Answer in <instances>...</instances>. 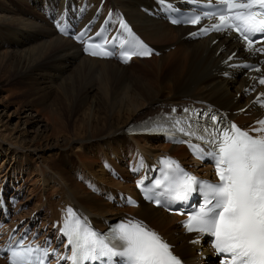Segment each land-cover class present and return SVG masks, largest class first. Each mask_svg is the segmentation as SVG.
<instances>
[{
  "label": "bare ground",
  "instance_id": "6f19581e",
  "mask_svg": "<svg viewBox=\"0 0 264 264\" xmlns=\"http://www.w3.org/2000/svg\"><path fill=\"white\" fill-rule=\"evenodd\" d=\"M65 1L69 0H0V87L15 83L19 87L15 93L27 107V110L18 109L10 115L18 120L16 130L8 132L0 121V164L7 167L3 177L9 178L18 170L26 174L29 168L44 186L52 183L61 187L62 196H65L63 209L75 205L101 226L104 219L119 210H114L95 194L101 189L129 190L130 186L124 187L106 172H99L95 169L96 162H88V157L84 161L86 154L95 153L98 157L114 154L113 163L127 177L120 164L126 148L132 146L143 151L146 160L160 151L172 150L169 146H160L154 139L128 137L125 129L131 122L151 115L156 105L175 104L182 99L240 109L243 104H234V98L240 93L239 85L243 80H234L236 85L217 77L218 64L224 55L215 57V52L222 44L226 45L227 40L215 47H210L211 39L182 41L188 30L169 27L139 12L150 0L107 3L122 8L138 33L158 50L174 47L158 59H150L154 71L147 61L134 60L131 64L139 62V67H122L112 61L85 58L77 46L57 36L47 18L42 16L45 7L61 9ZM9 99L6 95L4 101ZM1 107L0 113L4 111ZM41 115L45 116V124ZM2 117L9 118L5 112L0 114ZM119 149L122 151L118 152ZM42 150L50 157L41 159L38 151ZM180 150L182 148L175 149ZM30 154L37 157L34 162L27 161ZM72 157L82 158L81 167L97 180L80 184L77 174L80 169L76 164L72 169L69 166ZM23 165L28 168H22ZM137 166L141 169V162ZM1 194L4 203L12 207L10 198ZM49 208L51 212L43 217V224L56 213L53 206ZM129 212L166 235L182 257L194 256V250L185 240L174 236L177 232L174 217L144 205ZM24 215L31 217L30 212ZM0 264L5 263L0 260Z\"/></svg>",
  "mask_w": 264,
  "mask_h": 264
},
{
  "label": "snow or ice",
  "instance_id": "6c2138e0",
  "mask_svg": "<svg viewBox=\"0 0 264 264\" xmlns=\"http://www.w3.org/2000/svg\"><path fill=\"white\" fill-rule=\"evenodd\" d=\"M216 9L212 13L205 11L203 16L193 14L184 22L196 26L203 18L216 16L219 23L199 28L200 34L236 32L250 53H264V48L253 47L259 42L257 36L264 40V0H219ZM57 27L66 34L65 27L59 23ZM83 35L81 33L78 39ZM129 35H132L130 30ZM128 43L139 44L142 49L133 54L151 55V50L136 37L132 36ZM95 47V44H86L85 52ZM89 54L109 57L112 52L101 50ZM235 55L233 53L228 59ZM259 84L264 85V77L259 79ZM193 111L185 108L186 115L175 119L170 129L188 137L183 142L190 148L193 139L207 145L197 155L212 160L218 182L198 180L176 161L165 158L161 160L164 165L162 178H157L149 191L154 197L155 189H161L159 195L166 197L168 204H184L193 194H199L202 203L189 212L188 219L183 222L186 231L211 235L216 253L224 257L223 264H264V119L256 122L259 127L253 128L252 132L257 135H252L234 123L222 122L217 115H211V124L205 122L201 125L202 114L196 112L193 120L190 115ZM172 112L175 113L176 109ZM203 115L207 116L206 113ZM162 119L157 118L158 121ZM152 122V118L145 122L146 130L169 131L159 124L148 129ZM174 133L172 141L176 142ZM137 187L143 189V181H138ZM145 198L152 197L146 195ZM155 202L160 206V199ZM67 212L60 233L61 238H67L66 248H71L70 256H59L55 250L49 253L47 247L24 246L18 241L8 249L9 264H47L52 255H56L57 264H182L171 246L140 221L121 222L107 233H100L73 209L69 208Z\"/></svg>",
  "mask_w": 264,
  "mask_h": 264
},
{
  "label": "rangeland",
  "instance_id": "374dc122",
  "mask_svg": "<svg viewBox=\"0 0 264 264\" xmlns=\"http://www.w3.org/2000/svg\"><path fill=\"white\" fill-rule=\"evenodd\" d=\"M147 62H150L147 61ZM134 63H139V62H133L132 64H130L129 66L132 67L134 65ZM148 65H150L151 67V70L154 71V65L152 63H147ZM140 64H136L134 67H139ZM205 77V74L204 76ZM19 91V87L15 84V83H9L7 86L5 87H0V103L1 101H4L6 95L10 96V99L8 101H4L5 103H1L0 104V111H2V107L3 106V112L6 113V116H8L9 118L6 119V118H0V121L2 122L1 124H3L5 127H7L8 129V132L14 130L15 128L17 129V118H14V117H11L10 115L12 113H14L16 110H20L21 112L24 111L25 109L27 110V107L25 105H22V102H21V98L18 94H16L15 92ZM3 112H1L0 114H2ZM33 115H35V113L33 112L32 113ZM18 117V116H17ZM40 119L41 121L45 124L46 121H45V116L44 115H41L40 116ZM14 128V129H13ZM15 129V130H16ZM11 138H8L7 140L8 141H13V140H10ZM49 140H52V139H49ZM66 150H68V148H65ZM43 151V150H42ZM60 152V151H59ZM38 154L40 156L41 159L43 158H47V157H50L48 156V154L46 152H39L38 151ZM38 156V155H37ZM28 159L27 161H31V162H34L35 159H37L36 156H32L31 154L27 156ZM87 158V161L89 162H96L94 165H95V169H97L99 172H103V169H101L100 165H97L98 164V161H99V157L95 154V153H92L91 155L90 154H86L85 158H84V161L85 159ZM92 157V158H91ZM89 159V160H88ZM92 159V160H91ZM98 160V161H97ZM82 158H76V157H72V163L70 166V168L72 169L73 165L76 164L77 168L80 169V175L81 177H79V181H80V184H83V185H87L90 181L93 182V180H97V178H95L93 175H91L90 173H88L86 171L85 168H82L81 167V164L84 162ZM29 162V163H31ZM121 164V163H120ZM122 165V164H121ZM98 166V167H96ZM0 173L3 169H6L5 166H2V164H0ZM27 166H24L22 168L24 169H27L26 168ZM3 168V169H2ZM69 169V168H68ZM16 174V177H18L17 179H19L21 182L19 185L23 186L25 185V187H23V191L21 193V195H24L25 191L27 190L28 192L26 193V199L25 200H22V202H25L27 199L31 200L32 202L29 203V208L30 210L27 211H24L23 209V206L20 208L21 209V213L24 215V214H27L29 215V212H30V215H32L33 213H35L36 215H42V218L45 217V215H48L50 212H51V209L49 208V206H53L54 207V210H55V207L57 205H59V203H62L63 205V201L65 199V196H62V189L61 187H57V186H54L52 183H47L45 186L42 184V181L41 179H36V176L35 174L33 173V170H30L29 168L27 169V173H23L21 171H17V172H13L11 173V176L15 175ZM2 176L5 175V172H3L1 174ZM0 175V176H1ZM31 175V176H30ZM84 176V177H83ZM35 177V178H34ZM12 179V177H9V179L7 180H10ZM52 184V185H51ZM57 189V190H56ZM51 190V191H50ZM56 190V191H55ZM33 192V193H32ZM36 192V193H35ZM51 192V193H50ZM59 192V193H58ZM0 193H3L4 195H6V193H4L2 191V189H0ZM31 193V194H30ZM45 193V195H44ZM58 193V194H57ZM43 196V198H42ZM58 196H59V200H58ZM40 197V198H39ZM8 198H10L11 202H12V208H13V203L15 201V197H10L8 196ZM33 198V199H32ZM52 198L54 199V201L57 203H55L54 201H52ZM41 199V200H40ZM40 202H39V201ZM58 200V201H57ZM37 201V202H36ZM44 201V202H42ZM50 201V202H49ZM34 202V204H33ZM48 202V203H47ZM27 203V201H26ZM55 203V204H53ZM51 204V205H50ZM55 205V206H54ZM41 206V208H40ZM36 207V208H35ZM47 207V208H46ZM44 209V210H43ZM15 210V209H14ZM41 210V211H40ZM16 211H19V209H16ZM37 212V213H36ZM48 213V214H47ZM43 221V220H42Z\"/></svg>",
  "mask_w": 264,
  "mask_h": 264
}]
</instances>
